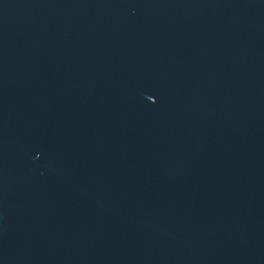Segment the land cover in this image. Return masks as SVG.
Segmentation results:
<instances>
[{"label":"water","instance_id":"water-1","mask_svg":"<svg viewBox=\"0 0 264 264\" xmlns=\"http://www.w3.org/2000/svg\"><path fill=\"white\" fill-rule=\"evenodd\" d=\"M0 264H264V0H0Z\"/></svg>","mask_w":264,"mask_h":264}]
</instances>
